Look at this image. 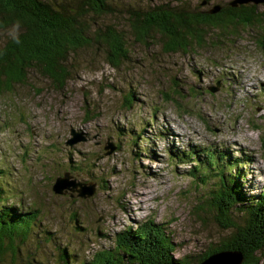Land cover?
<instances>
[{"label": "rangeland", "instance_id": "obj_1", "mask_svg": "<svg viewBox=\"0 0 264 264\" xmlns=\"http://www.w3.org/2000/svg\"><path fill=\"white\" fill-rule=\"evenodd\" d=\"M232 1L111 0L119 11L96 21L128 32L123 12L130 5L207 11ZM249 4L264 10V3ZM13 33L10 28L0 39ZM161 39L157 33L145 43L127 37L128 59L119 68L96 50L74 53L62 89L29 74L0 92L2 198L22 213L38 210L40 218L38 236L18 246L16 264L56 261L53 244L40 242L45 232L70 244L80 260L147 220L170 234L176 258L215 247L227 231L200 207L219 177L214 170L203 181L202 174L188 173L204 165L208 147L245 163L239 180L247 198L264 189V30L210 31L201 47L178 53L165 52ZM183 154L189 158L179 162ZM72 163L78 172L69 170ZM66 172L69 182L92 184L93 195L80 198L71 185L64 195L54 194L53 184ZM69 210L78 212L75 231Z\"/></svg>", "mask_w": 264, "mask_h": 264}, {"label": "trees", "instance_id": "obj_2", "mask_svg": "<svg viewBox=\"0 0 264 264\" xmlns=\"http://www.w3.org/2000/svg\"><path fill=\"white\" fill-rule=\"evenodd\" d=\"M235 1L207 11L169 4L130 5L123 12L128 27L125 32L114 24L96 21L119 11L111 0H0V33L10 28L15 30L8 38L0 39V92L25 83L29 74H38L54 87L64 88L71 78V55L80 50L101 52L108 65L119 68L128 59L127 37L145 43L157 33L162 38L165 52L178 53L194 46L201 47L210 31L232 36L240 27L257 26L264 30V10L258 12L249 3ZM203 153L204 165L192 167L188 173L195 179L202 174L203 181L205 175L214 170L219 177L220 183L200 207L212 214L220 229L227 231L215 247L198 257L176 258V246L170 234L162 224L147 220L136 228L129 227L115 233L111 247L96 250L88 259L80 260L70 249V244L61 245L60 240L57 242L56 237L45 232V237L39 236L43 238L40 242L53 244L57 253L52 264H199L212 254L227 251L240 253L241 264H263L264 189L247 198L239 180L245 163L232 160L211 147ZM183 155L177 158L179 162L189 158ZM69 170L79 171L73 163ZM3 177L0 168V264L8 258L16 264L18 246L25 245L31 236L37 235L35 229L40 218L34 208L30 209L34 214H25L22 213L23 207L3 200V194L7 193L2 186ZM69 211L75 231L78 212ZM77 231L88 230L78 227ZM97 236L106 237L102 233Z\"/></svg>", "mask_w": 264, "mask_h": 264}, {"label": "water", "instance_id": "obj_3", "mask_svg": "<svg viewBox=\"0 0 264 264\" xmlns=\"http://www.w3.org/2000/svg\"><path fill=\"white\" fill-rule=\"evenodd\" d=\"M246 4V3H264V0H236L235 3ZM210 92H214L215 89H209ZM77 140H71V143L76 142ZM69 173H63V176L56 179L55 183L52 186V191L56 195H64L66 193L65 189H68L69 186H72V190L77 192L78 197L80 198H89L93 195L94 189L93 185L91 184L89 188H86L84 185L86 184H79L75 181H70ZM77 187V188H76ZM79 187V188H78ZM242 256L238 252H219L210 255L206 259H204L199 264H241Z\"/></svg>", "mask_w": 264, "mask_h": 264}]
</instances>
